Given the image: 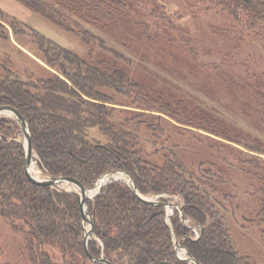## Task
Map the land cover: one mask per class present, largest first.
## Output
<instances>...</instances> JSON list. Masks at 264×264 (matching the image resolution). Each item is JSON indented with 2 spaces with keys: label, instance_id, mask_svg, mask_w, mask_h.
Here are the masks:
<instances>
[{
  "label": "trees",
  "instance_id": "trees-1",
  "mask_svg": "<svg viewBox=\"0 0 264 264\" xmlns=\"http://www.w3.org/2000/svg\"><path fill=\"white\" fill-rule=\"evenodd\" d=\"M15 1L60 29L80 35L86 43L97 39L86 27L103 31L130 27L128 19L136 16L135 0ZM211 3L236 23L264 30V0ZM7 26L15 37L24 32L15 22H6L0 12L1 38L10 39ZM32 35L39 54L35 58L49 76L37 81H24L11 73L0 76V107L15 108L30 125L33 150L43 175L75 179L90 190L104 175L119 171L133 178L139 195L163 204L172 203L166 195L176 196L183 203L188 225L183 223L179 210L173 209L168 217L164 205L143 202L126 182L107 184L93 200L86 201L95 221L94 236L88 245L94 260L191 264L178 257V240L197 264H255L234 250L229 229L215 209L211 194L220 181L214 180L210 171L194 173L177 156L156 166L138 148L139 136L127 128V122L153 111L166 113L163 101L150 99L144 87L116 64L93 66L40 33ZM101 44L105 48L103 41ZM259 93L254 95H258L264 110V94ZM117 96L131 100V104L117 102ZM124 108L145 113L116 122L117 112ZM92 129L99 130L107 142L90 138ZM21 132L12 119L0 118V217L15 233L24 235L29 264H101L86 253L78 195L36 186L28 180ZM230 142L241 144L238 139ZM242 144L249 152L240 151L245 162L261 168L264 160L259 155L264 156V147ZM257 216L264 220V200ZM194 230L200 232L198 239L193 238Z\"/></svg>",
  "mask_w": 264,
  "mask_h": 264
},
{
  "label": "rangeland",
  "instance_id": "rangeland-1",
  "mask_svg": "<svg viewBox=\"0 0 264 264\" xmlns=\"http://www.w3.org/2000/svg\"><path fill=\"white\" fill-rule=\"evenodd\" d=\"M211 1L135 0L136 16L127 21L130 27L105 31L86 27L97 38L86 43L80 35L60 29L25 5L0 0L4 20L15 22L24 31L15 37L7 26L10 39L0 37V76L11 73L24 81L49 76L35 58L39 54L33 32L93 66L103 63L105 68L113 64L123 68L150 99H161L168 110L127 122V128L139 136L138 148L145 159L163 166L167 158L177 156L194 173L210 171L211 177L220 181L211 194L234 250L255 264H264V220L257 216L264 200V162L255 168L240 154L249 153L243 142L264 147V110L254 95L264 94V30L236 23ZM116 100L131 104L121 96ZM142 112L124 108L117 112L116 122ZM90 138L107 142L97 129L90 130ZM233 139L241 144L230 142ZM259 157L264 160L263 155ZM34 162L40 178H46L37 157ZM165 198L182 207L179 197ZM173 209L167 210L168 217ZM167 222L171 226L169 218ZM88 226L83 222V227ZM193 236L198 239L199 230H194ZM27 246L24 235L15 233L0 217V264H29ZM56 254L60 259L58 251Z\"/></svg>",
  "mask_w": 264,
  "mask_h": 264
},
{
  "label": "water",
  "instance_id": "water-1",
  "mask_svg": "<svg viewBox=\"0 0 264 264\" xmlns=\"http://www.w3.org/2000/svg\"><path fill=\"white\" fill-rule=\"evenodd\" d=\"M9 118L12 119L14 122H16L23 135H24V143H23V147L25 150V172H26V176L28 178V180L36 185V186H42V187H51L53 189H56L57 187H63V186H73L76 191H70V192H74L78 195L79 201H80V209H81V216L83 219V222L85 224H88L90 226V230H86V227H84L85 229V234H84V246H85V250L86 253L88 254L89 258L93 261V262H99L101 264H113L107 260H105L104 258L100 259V260H94V258L91 256V254L89 253L88 250V245L90 240L92 239V237L94 236V229H95V221L94 218L91 215L90 210L88 209L87 205H86V201L88 199L91 200L90 197L87 196V192L89 191L88 189H86L79 181L75 180V179H70V178H54L51 176H47L46 178H39L34 176L31 173V167H32V163L35 160V158L37 157L36 154L34 153L33 150V144H32V132H31V128L30 125L28 124V122L26 121V119L19 113L18 110H16L15 108L9 107V106H3L0 107V118ZM119 174H125L123 172H119V171H114L111 173H108L106 175H104L97 183L96 188L99 186L100 182L104 183L101 187L100 190L98 191V193L94 196V198L101 193L102 189L109 183L117 181L114 180L112 178H115V176L119 175ZM127 175V174H125ZM129 177V180L126 182L132 189L133 191L138 195V197L145 203H148L150 205H164L167 210L169 208H176L180 211L181 216H182V221L184 224H187V221L185 219V217L183 216V209L181 207H179V205H175V204H163L160 203L157 199H151V198H146L143 197L141 195H139L137 189H136V185L135 182L133 180L132 177H130L129 175H127ZM110 178L111 180L106 182V179ZM95 188V189H96ZM200 237V236H199ZM175 245H176V251L178 254V257L181 260H186L189 261L191 264H197L194 260L190 259L188 256V252L185 248H183L179 241L176 240L175 241ZM181 247L182 249H184L186 251V257L182 258L179 256L178 253V248ZM162 264H171V263H162Z\"/></svg>",
  "mask_w": 264,
  "mask_h": 264
},
{
  "label": "bare ground",
  "instance_id": "bare-ground-1",
  "mask_svg": "<svg viewBox=\"0 0 264 264\" xmlns=\"http://www.w3.org/2000/svg\"><path fill=\"white\" fill-rule=\"evenodd\" d=\"M31 173H32L34 176L39 177V178H40V176H41V174H40V172H39V169L37 168V163H35L34 161H33V163H32ZM112 179H117V181H125V182H127V181L129 180V177H128L127 175H125V174H119V175L115 176V178H112ZM109 180H111V179H110V178H107V179H106V182L109 181ZM103 184H104V183L100 182V184H99V186H98V188H97L96 190H94V191H90V190H89V191L87 192V196L90 197V198H93L94 195H95L96 193H98V191L100 190V187H101ZM63 187H64V186H63ZM66 187L74 189V187L69 186V185L66 186ZM74 190H76V189H74ZM86 230H90V226L86 227ZM179 255H180L181 257H185V256H186V251H185L184 249H181V250L179 251Z\"/></svg>",
  "mask_w": 264,
  "mask_h": 264
},
{
  "label": "crops",
  "instance_id": "crops-1",
  "mask_svg": "<svg viewBox=\"0 0 264 264\" xmlns=\"http://www.w3.org/2000/svg\"><path fill=\"white\" fill-rule=\"evenodd\" d=\"M38 60V59H37Z\"/></svg>",
  "mask_w": 264,
  "mask_h": 264
}]
</instances>
